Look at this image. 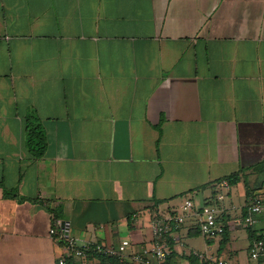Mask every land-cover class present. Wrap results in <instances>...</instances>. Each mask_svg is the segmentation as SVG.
<instances>
[{
  "label": "crops",
  "instance_id": "0c3cea01",
  "mask_svg": "<svg viewBox=\"0 0 264 264\" xmlns=\"http://www.w3.org/2000/svg\"><path fill=\"white\" fill-rule=\"evenodd\" d=\"M263 161L264 0H0V264H58V222L79 246L151 248L186 200L163 264H252ZM206 204L223 235L199 232Z\"/></svg>",
  "mask_w": 264,
  "mask_h": 264
},
{
  "label": "built area",
  "instance_id": "2783aa9c",
  "mask_svg": "<svg viewBox=\"0 0 264 264\" xmlns=\"http://www.w3.org/2000/svg\"><path fill=\"white\" fill-rule=\"evenodd\" d=\"M219 185L226 192L231 190L227 180H222ZM224 199V194L217 196L218 202H222ZM246 209L247 216L243 219V224L251 228L256 222V216L263 210L262 198L258 195L254 196ZM193 210L192 200H186L180 208V213L168 216L156 215L152 226L153 244L151 248H138L130 240H123L117 247L104 244L79 246L77 240L70 235L69 229L61 222H58L57 227L50 229L49 235L56 243L64 247V254L58 264H69L71 258L88 261L99 253L117 258L127 264H163L172 254L170 240H173L174 231L185 222L186 217L193 213ZM220 213V209L213 204H206L201 208L199 228L203 236L215 237L225 233L226 225L221 221ZM262 254H264V242L257 241L250 251L252 264H259ZM217 264L227 263L218 261Z\"/></svg>",
  "mask_w": 264,
  "mask_h": 264
},
{
  "label": "trees",
  "instance_id": "16d2710c",
  "mask_svg": "<svg viewBox=\"0 0 264 264\" xmlns=\"http://www.w3.org/2000/svg\"><path fill=\"white\" fill-rule=\"evenodd\" d=\"M27 128H28V130H27V132H28L27 133V135H28V140H27L28 149L34 157L40 158L44 155V152L46 149V136H45L42 128L38 124H33L32 122L29 121ZM248 170H253V171L264 170V161L253 166V167H249ZM240 175L241 174H239V173H235V174L227 177V180L229 181L230 185H235L236 183H238L240 180ZM157 208H158V205H156L154 213H157ZM198 229L200 232L199 226H198ZM257 239H260V238H257ZM170 243L172 245L171 240H170ZM93 259L100 260L102 262V264H127V263L121 262L117 258L106 256V255H103L101 253L95 254L93 256ZM69 261H70V259H69Z\"/></svg>",
  "mask_w": 264,
  "mask_h": 264
}]
</instances>
